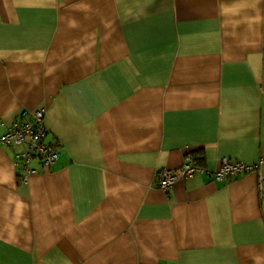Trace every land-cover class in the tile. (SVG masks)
<instances>
[{"label": "crops", "instance_id": "obj_1", "mask_svg": "<svg viewBox=\"0 0 264 264\" xmlns=\"http://www.w3.org/2000/svg\"><path fill=\"white\" fill-rule=\"evenodd\" d=\"M40 108L59 157L23 183L0 144V264H264V0H0V136ZM187 154L263 161L158 189Z\"/></svg>", "mask_w": 264, "mask_h": 264}, {"label": "built area", "instance_id": "obj_2", "mask_svg": "<svg viewBox=\"0 0 264 264\" xmlns=\"http://www.w3.org/2000/svg\"><path fill=\"white\" fill-rule=\"evenodd\" d=\"M45 118L46 108L23 110L0 136V144L14 152V157L22 170L23 183H27L32 175L39 172L38 167L33 165L34 161H37L42 169H51L59 157V144L47 139ZM16 147L22 148L21 151H15ZM262 161L249 164L224 157L219 168L210 171L202 166L194 155L187 154L183 165L178 170L159 169L155 183L158 189L167 192L177 181L197 174H211L217 180H222L229 175L237 178L251 170H260ZM258 180L259 189L263 191L264 174L261 172H259Z\"/></svg>", "mask_w": 264, "mask_h": 264}, {"label": "trees", "instance_id": "obj_3", "mask_svg": "<svg viewBox=\"0 0 264 264\" xmlns=\"http://www.w3.org/2000/svg\"><path fill=\"white\" fill-rule=\"evenodd\" d=\"M197 160L202 162V158H197Z\"/></svg>", "mask_w": 264, "mask_h": 264}]
</instances>
